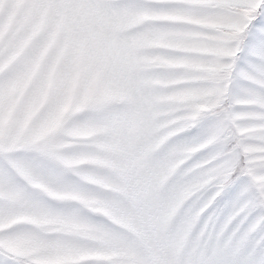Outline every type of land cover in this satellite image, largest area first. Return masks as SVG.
I'll use <instances>...</instances> for the list:
<instances>
[{
    "label": "snow or ice",
    "instance_id": "obj_1",
    "mask_svg": "<svg viewBox=\"0 0 264 264\" xmlns=\"http://www.w3.org/2000/svg\"><path fill=\"white\" fill-rule=\"evenodd\" d=\"M0 264H264V0H0Z\"/></svg>",
    "mask_w": 264,
    "mask_h": 264
},
{
    "label": "clouds",
    "instance_id": "obj_2",
    "mask_svg": "<svg viewBox=\"0 0 264 264\" xmlns=\"http://www.w3.org/2000/svg\"><path fill=\"white\" fill-rule=\"evenodd\" d=\"M77 100L78 98L76 97L70 108L68 104L65 106L64 116L68 118L63 119L60 125V135L58 139L66 151H70L76 144L78 141L77 137L80 133L87 131L82 127L74 125L73 120L84 117H95L102 120L111 111V108L105 105L103 97L96 93L91 94L89 98L80 105H78ZM69 113H73L74 115L69 116Z\"/></svg>",
    "mask_w": 264,
    "mask_h": 264
},
{
    "label": "rangeland",
    "instance_id": "obj_3",
    "mask_svg": "<svg viewBox=\"0 0 264 264\" xmlns=\"http://www.w3.org/2000/svg\"><path fill=\"white\" fill-rule=\"evenodd\" d=\"M76 96L75 94L72 96V98L70 99L69 103H68V107L70 108L71 107V104L72 102L75 100ZM67 110V109H66ZM88 138V132L85 131L83 133H80L77 137L78 140H81V139H87ZM210 241H203V244L204 245H207ZM201 244V241L199 239V237H197V240L195 241V246L196 247H199Z\"/></svg>",
    "mask_w": 264,
    "mask_h": 264
}]
</instances>
